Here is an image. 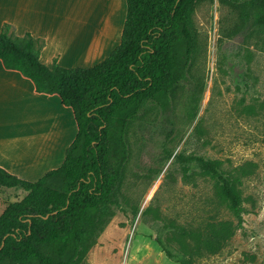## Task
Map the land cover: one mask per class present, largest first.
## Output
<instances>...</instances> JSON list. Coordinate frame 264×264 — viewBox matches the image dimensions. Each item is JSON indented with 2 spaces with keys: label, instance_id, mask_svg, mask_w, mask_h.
I'll return each instance as SVG.
<instances>
[{
  "label": "rangeland",
  "instance_id": "rangeland-1",
  "mask_svg": "<svg viewBox=\"0 0 264 264\" xmlns=\"http://www.w3.org/2000/svg\"><path fill=\"white\" fill-rule=\"evenodd\" d=\"M192 19L187 78L166 107L149 103L130 122L126 147L114 136L115 202L105 207L101 226L84 234L75 264H182L188 256L181 229L221 220L236 226L234 235L194 264H264V0H200ZM200 158L220 160L225 175L241 178L238 215ZM27 193L0 183V214Z\"/></svg>",
  "mask_w": 264,
  "mask_h": 264
},
{
  "label": "trees",
  "instance_id": "trees-1",
  "mask_svg": "<svg viewBox=\"0 0 264 264\" xmlns=\"http://www.w3.org/2000/svg\"><path fill=\"white\" fill-rule=\"evenodd\" d=\"M198 1L126 0L121 43L90 67L68 68L56 62L48 66L40 58L44 39L30 32L18 35L11 23L2 25L4 66L30 78L38 92L58 94L73 109L79 131L63 164L36 181L0 167L1 184L21 186L28 192L0 214V264L76 263L84 234L101 226L105 207L115 202L110 193L114 136L126 147L130 122L149 103L166 107L187 78L196 42L192 12ZM200 162L238 215L241 178L225 175L220 160L200 158ZM235 231L236 226L227 220L207 222L203 228L184 227L178 240L188 257L180 258L182 264H194L204 253H218ZM165 251L170 257L176 255L169 247Z\"/></svg>",
  "mask_w": 264,
  "mask_h": 264
},
{
  "label": "crops",
  "instance_id": "crops-1",
  "mask_svg": "<svg viewBox=\"0 0 264 264\" xmlns=\"http://www.w3.org/2000/svg\"><path fill=\"white\" fill-rule=\"evenodd\" d=\"M117 2L0 0V28L8 22L18 35L44 39L40 58L48 66L90 67L121 43L127 4ZM78 131L73 109L58 94L38 92L30 78L0 59V167L36 181L63 164Z\"/></svg>",
  "mask_w": 264,
  "mask_h": 264
},
{
  "label": "bare ground",
  "instance_id": "bare-ground-1",
  "mask_svg": "<svg viewBox=\"0 0 264 264\" xmlns=\"http://www.w3.org/2000/svg\"><path fill=\"white\" fill-rule=\"evenodd\" d=\"M101 3H104V4H107V0H96V4H101ZM94 44V43H93ZM93 47V46H92ZM92 50V48H90ZM90 50V51H91Z\"/></svg>",
  "mask_w": 264,
  "mask_h": 264
}]
</instances>
